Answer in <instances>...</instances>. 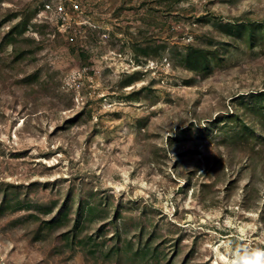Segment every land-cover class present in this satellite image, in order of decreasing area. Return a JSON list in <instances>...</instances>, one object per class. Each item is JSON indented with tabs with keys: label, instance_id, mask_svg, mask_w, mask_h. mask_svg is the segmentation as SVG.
Listing matches in <instances>:
<instances>
[{
	"label": "rangeland",
	"instance_id": "1",
	"mask_svg": "<svg viewBox=\"0 0 264 264\" xmlns=\"http://www.w3.org/2000/svg\"><path fill=\"white\" fill-rule=\"evenodd\" d=\"M253 21L264 0H0V264L264 248V115L232 100L264 87V40L226 32ZM188 45L220 59L188 71ZM66 195L69 222L38 233ZM79 201L98 210L67 243ZM139 225L158 259L134 255Z\"/></svg>",
	"mask_w": 264,
	"mask_h": 264
},
{
	"label": "trees",
	"instance_id": "2",
	"mask_svg": "<svg viewBox=\"0 0 264 264\" xmlns=\"http://www.w3.org/2000/svg\"><path fill=\"white\" fill-rule=\"evenodd\" d=\"M235 26H231L229 23L226 25L228 26L227 31L229 34H233L237 38H242L248 45L253 46L256 44L258 40L261 42L264 40V21L263 22H238V23H233ZM19 26H21V21L15 24V29H17ZM220 59V55L216 49L214 50H207L205 48H202L200 46H195V45H188L186 47L185 54L182 59V64L185 69L188 71L195 72L197 74H205L208 73L211 70V63L213 60ZM244 98H249L250 104L246 103L247 106L249 105V108L251 110L256 111L261 113V115H264V87L259 88V89H254L246 93H241L233 96L232 100L234 99H239L241 102H243ZM245 109H247L245 107ZM252 112V113H253ZM238 118V115H233L231 118L236 117ZM236 119V118H235ZM213 125H218L219 122H221L220 119L214 118ZM225 125V122L223 121V124L221 126ZM201 128L198 127V131ZM249 133L253 134L254 130L250 127L244 126L243 125V130L236 131L234 135L236 134H245L249 135ZM69 196L66 195L65 198L63 199L62 203L58 207L57 211L55 214L52 215L51 218L48 220H43L42 222L44 223V227L42 225L38 226L37 232L42 233L44 229H51L54 228L55 226H59L64 222H69L70 217L68 215V201H69ZM17 207L21 205V202L16 201ZM13 201L8 197L7 193L3 196V199L1 201L0 205V210L4 207H13ZM96 206L95 205H90L88 203H83V202H78L76 210H75V215L74 219L72 221V224L69 229L63 231L62 237L64 240L68 243L69 241H73L76 239L81 230H82V221H90L94 217V212L96 211ZM98 210V209H97ZM118 210L116 209V212ZM47 213L50 212V209L46 211ZM103 212H105L103 210ZM66 224V223H65ZM139 228L137 229L136 233V238L138 239L139 243L137 247L134 249V255L136 257L138 256L140 261H145L150 258H159L158 256L159 251L157 250L158 247H161L159 242H156L154 246L152 243L153 239H148L150 235L147 236L145 240H143V234L141 233V230L143 229V226H138ZM96 236L101 237L98 233H96ZM88 239H92V235H88ZM152 243V244H151ZM158 251V252H157ZM156 254V255H155ZM148 255L152 256L149 257ZM156 259V261H157ZM168 260H165L164 263L162 264H168L166 263Z\"/></svg>",
	"mask_w": 264,
	"mask_h": 264
},
{
	"label": "clouds",
	"instance_id": "3",
	"mask_svg": "<svg viewBox=\"0 0 264 264\" xmlns=\"http://www.w3.org/2000/svg\"><path fill=\"white\" fill-rule=\"evenodd\" d=\"M227 264H264V248L238 246L226 256Z\"/></svg>",
	"mask_w": 264,
	"mask_h": 264
}]
</instances>
